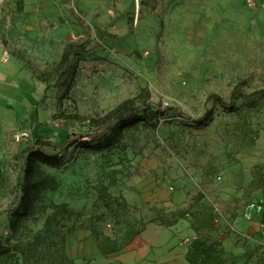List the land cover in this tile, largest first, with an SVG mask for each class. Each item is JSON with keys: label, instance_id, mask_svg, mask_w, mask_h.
Returning a JSON list of instances; mask_svg holds the SVG:
<instances>
[{"label": "rangeland", "instance_id": "rangeland-1", "mask_svg": "<svg viewBox=\"0 0 264 264\" xmlns=\"http://www.w3.org/2000/svg\"><path fill=\"white\" fill-rule=\"evenodd\" d=\"M70 43L88 52L73 58L64 94L43 79ZM144 88L154 107L190 119L166 112L100 153L45 150L65 163L37 164L52 185L39 187L35 213L11 237L24 151L38 140L63 146ZM237 89L248 96L232 110L209 98L228 103ZM206 113L207 124L193 122ZM61 204L75 214L60 210L46 226ZM205 209L214 215L206 235L229 264H264V0H3L0 243L24 247L0 264H131L144 247L168 252L136 264H189L194 214ZM107 239L119 249L95 252Z\"/></svg>", "mask_w": 264, "mask_h": 264}, {"label": "trees", "instance_id": "trees-1", "mask_svg": "<svg viewBox=\"0 0 264 264\" xmlns=\"http://www.w3.org/2000/svg\"><path fill=\"white\" fill-rule=\"evenodd\" d=\"M87 52V47L83 43L68 44L59 62L45 75L43 80L46 83L52 80L55 81V87L64 94H68L73 87L78 71L77 64L73 61V58ZM247 96L237 89L231 93L230 102L228 103L217 95H212L209 98H216L224 108L232 110L238 98H246ZM150 101L151 93L148 89L144 88L135 97L122 101L106 114L91 119L89 123L91 130L89 132L72 133L67 137L63 146H54L47 141L38 140L28 147L24 151L23 156L20 192L12 206V215L9 221L11 237H16L25 221L35 213V200L40 198L39 187L52 185V178L36 176L37 164L45 163L61 167L65 163L63 157L59 154H48L45 150L58 151L61 148H65L66 150L70 147H75L81 148L84 151L100 153L111 150L119 145L124 138L125 131L138 124L156 128L158 125L157 118L166 112H175L183 118L190 119L181 109L173 107L161 109L160 107H154ZM208 115L209 113H206L201 118L193 120V122L198 125H205L209 122ZM75 118L78 117L76 116ZM53 209L55 212L47 218L46 226H50L60 210H64L65 214L69 217L75 214L68 209L66 204L53 205ZM194 219L192 229L197 237L189 242L186 254L187 262L189 264H229L225 258V252L221 244L217 241H211L209 236L206 235L214 229L213 213L209 209L198 211L194 214ZM176 222L177 219H174L167 222L166 226L170 227ZM138 234L140 232L133 233L132 237ZM34 245L35 241L27 243L26 246L32 248ZM23 247L20 241L11 242V240H7L5 244L0 243V258L10 257L12 256V252L19 251ZM118 249L119 247L112 243L110 239H107L100 245V253L105 255ZM63 258L60 264H74L66 256Z\"/></svg>", "mask_w": 264, "mask_h": 264}, {"label": "crops", "instance_id": "crops-1", "mask_svg": "<svg viewBox=\"0 0 264 264\" xmlns=\"http://www.w3.org/2000/svg\"><path fill=\"white\" fill-rule=\"evenodd\" d=\"M180 228L182 229L183 227H185L184 225L182 224H179ZM191 232V231H190ZM173 234V233H170V235ZM95 252H98L100 253L99 251V247L97 246V243H95ZM137 247V243L136 241L134 240L132 243H130L128 246H127V251L131 253V251L135 248L136 249ZM150 249V250H149ZM147 249L146 247L144 248H138L136 251H132L133 255H132V259H133V263L131 264H136V263H139L143 258H145L147 252L151 251L152 254L155 256L156 255H159L161 254L163 256L164 253L168 252L167 250V247H159L158 249L157 248H149ZM127 252V253H128ZM160 256V255H159ZM130 257V256H129ZM125 264H130V263H125ZM168 264H174V263H168Z\"/></svg>", "mask_w": 264, "mask_h": 264}, {"label": "bare ground", "instance_id": "bare-ground-1", "mask_svg": "<svg viewBox=\"0 0 264 264\" xmlns=\"http://www.w3.org/2000/svg\"><path fill=\"white\" fill-rule=\"evenodd\" d=\"M139 10H140V4H139ZM138 23H139V18H138V20H137V28H138ZM135 44H136V38H135ZM136 46V45H135ZM135 48V47H134ZM134 60H136L137 58H136V56H135V54H134Z\"/></svg>", "mask_w": 264, "mask_h": 264}, {"label": "built area", "instance_id": "built-area-1", "mask_svg": "<svg viewBox=\"0 0 264 264\" xmlns=\"http://www.w3.org/2000/svg\"><path fill=\"white\" fill-rule=\"evenodd\" d=\"M2 2H3V0H0V9H1V7H2Z\"/></svg>", "mask_w": 264, "mask_h": 264}]
</instances>
